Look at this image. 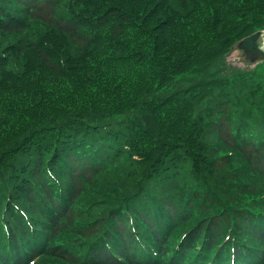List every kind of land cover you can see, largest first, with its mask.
<instances>
[{
  "label": "trees",
  "instance_id": "obj_1",
  "mask_svg": "<svg viewBox=\"0 0 264 264\" xmlns=\"http://www.w3.org/2000/svg\"><path fill=\"white\" fill-rule=\"evenodd\" d=\"M263 26L264 0H0V264H264L262 71L208 74Z\"/></svg>",
  "mask_w": 264,
  "mask_h": 264
},
{
  "label": "rangeland",
  "instance_id": "obj_2",
  "mask_svg": "<svg viewBox=\"0 0 264 264\" xmlns=\"http://www.w3.org/2000/svg\"><path fill=\"white\" fill-rule=\"evenodd\" d=\"M258 32L261 33V37L257 44V51L259 53V51L264 52V47H262V45H264V26L261 30L253 33L252 35ZM250 36L240 39L239 41H236L231 47V51L228 52V54H226L223 59L217 61L211 66L210 70L208 71V74H212V75L214 74L213 76L215 78H221L222 80H226L228 78L234 79L235 77H237L238 75H242L243 73L246 76H250L249 72L253 71L254 73H256L258 71H262V73L259 74L260 83H258L257 85L256 97L252 95L248 90L245 91L247 92V95L243 93L244 97L250 99L252 98L254 100L255 98H257V102H259V101H264V59L259 55H255V54L250 55L249 53L244 52V50H242L240 47L241 43ZM241 53L243 54V60L240 55ZM244 74L242 76H244ZM251 80H247L245 89L247 87V84L251 82ZM156 185L158 188L160 187L158 183H156Z\"/></svg>",
  "mask_w": 264,
  "mask_h": 264
},
{
  "label": "water",
  "instance_id": "obj_3",
  "mask_svg": "<svg viewBox=\"0 0 264 264\" xmlns=\"http://www.w3.org/2000/svg\"><path fill=\"white\" fill-rule=\"evenodd\" d=\"M260 37H261V33L258 32L250 36L249 38L245 39L240 45L241 49L244 50V52L249 53L250 55H254V54L259 55L260 57H263L264 59V52L259 51L258 53L257 51V44H258Z\"/></svg>",
  "mask_w": 264,
  "mask_h": 264
},
{
  "label": "clouds",
  "instance_id": "obj_4",
  "mask_svg": "<svg viewBox=\"0 0 264 264\" xmlns=\"http://www.w3.org/2000/svg\"><path fill=\"white\" fill-rule=\"evenodd\" d=\"M262 47H264V45H262ZM240 55H241L242 60H243V54L241 53ZM243 62H246V61H243ZM249 66H250V65H249Z\"/></svg>",
  "mask_w": 264,
  "mask_h": 264
}]
</instances>
